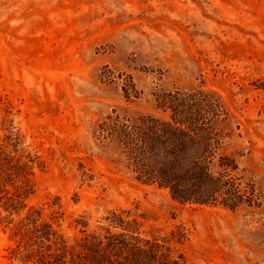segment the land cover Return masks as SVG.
<instances>
[{"label":"rangeland","instance_id":"obj_1","mask_svg":"<svg viewBox=\"0 0 264 264\" xmlns=\"http://www.w3.org/2000/svg\"><path fill=\"white\" fill-rule=\"evenodd\" d=\"M264 0H0V122L38 148L30 203L61 198L69 227L109 211L136 218L185 264H264ZM205 93L238 184L235 209L182 203L138 181L99 125L115 115L168 120L157 98ZM9 110V111H7ZM0 264H21L5 256Z\"/></svg>","mask_w":264,"mask_h":264},{"label":"trees","instance_id":"obj_2","mask_svg":"<svg viewBox=\"0 0 264 264\" xmlns=\"http://www.w3.org/2000/svg\"><path fill=\"white\" fill-rule=\"evenodd\" d=\"M258 89L264 93V82ZM157 102L168 120L143 116L132 122L109 115L99 125L103 137L123 146L135 178L167 189L182 203L230 209L245 203L238 184L213 170L229 165L228 157L218 156L222 141L213 126L222 115L219 102L202 92H170ZM44 167L38 148L6 115L0 122V233L6 236L8 259L21 264H185L165 240L145 234L140 221L123 211H109L95 225L78 215L69 225L78 233L68 235L60 197L30 203L35 173Z\"/></svg>","mask_w":264,"mask_h":264}]
</instances>
